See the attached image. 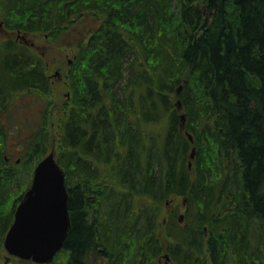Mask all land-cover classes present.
<instances>
[{"label": "trees", "instance_id": "1", "mask_svg": "<svg viewBox=\"0 0 264 264\" xmlns=\"http://www.w3.org/2000/svg\"><path fill=\"white\" fill-rule=\"evenodd\" d=\"M152 1L157 6L148 0H0L11 30L71 40L67 45L78 50L67 75L69 98L55 121L42 56L13 39L0 42V141L7 144L0 145V166L14 171L0 176V201L15 194L12 204L0 207V251L36 165L53 150L66 173L71 230L49 264H164L171 246L178 256L169 254V264H191L184 261L186 250L208 264L204 245L191 240L194 233L203 242L205 225L212 239L214 231L225 235L218 238L216 262L264 264V0H230L234 24L224 3L208 1L206 8L216 10L201 26L197 9L179 6L172 15L173 0ZM90 3L104 15L101 24L91 19ZM177 21L186 36L170 28ZM15 51L29 58L10 56ZM35 94L48 104L43 124L27 130L14 113L23 97ZM12 141L18 147L11 156L20 151L23 160L10 165ZM123 146L127 152L120 155ZM108 154L143 172L140 188L125 192L113 183L108 192L96 189L94 179L112 166ZM226 172L227 187L248 205L232 210L241 227L230 228L231 217L219 216L224 206L213 186ZM172 197L185 200V225L179 209L167 213ZM255 223L263 226L261 234ZM163 235L172 239L168 247ZM107 248L111 253L104 255Z\"/></svg>", "mask_w": 264, "mask_h": 264}, {"label": "bare ground", "instance_id": "2", "mask_svg": "<svg viewBox=\"0 0 264 264\" xmlns=\"http://www.w3.org/2000/svg\"><path fill=\"white\" fill-rule=\"evenodd\" d=\"M121 1L122 2H128V0H121ZM148 1L152 5L155 4L154 6H157L156 3L153 4L152 0H148ZM208 1L210 3L211 0H173V6H175V7L173 8L172 15H178V13H179L178 7L179 6H183L185 8V10H191L192 8H195V9H197V11H200L201 15H202V17H200V19L198 21L199 26L204 25L203 23L205 22V20L208 19L209 17H212V15L214 14L213 10H216L213 7L206 8ZM218 1H219L218 3H224L223 6L225 7L226 12L230 13L229 14V17H231L230 21L233 22V24H234L235 21H236V17L232 14V7H231V10H229L230 6L232 5V1H230V0H218ZM209 3H208V6L210 5ZM90 4H91L90 6L94 5V3H90ZM80 8L83 9L84 6L80 5ZM92 9H93V13H92L91 19H93L94 21H96L99 24H101L105 20L104 15L100 12L101 10L99 11V9L97 8V5H95L94 7L92 6ZM114 12H115V10H114ZM110 13L112 14L113 11L110 12ZM110 13L105 12V14H107V15H110ZM215 14H216V11H215ZM2 19L5 22V26L8 29H11V26L7 23V21L4 19V17H2ZM178 24H180V22H178V21L175 22V23L172 22V23H170V28H172L174 31H177L179 34H182V35L184 34L186 36L187 35L185 33L186 29H184L182 27L180 28L179 27L180 25H178ZM69 26H70L69 24L62 25V31L68 30ZM188 32L190 33V31H188ZM8 40L9 39H7V41ZM133 40L134 39H132L131 42ZM4 41H6V40H4ZM132 43L135 46L138 45L137 41H135V40ZM70 48L76 50V47H70ZM19 50H21V49H19ZM77 51L78 50H76V52ZM24 53L25 54H23V51H15L14 53H11L10 56H14V57L16 56L17 57L19 55L20 56L24 55L26 58H29L28 54L26 52H24ZM37 54H39V53H37ZM32 58H34V57L32 56ZM42 59H43V62H44V70H45V74H46L47 70H48L47 69V65L45 63V59L43 57H42ZM124 84L129 86L128 81H126ZM182 88L183 87L180 86L178 92H180L182 90ZM121 94H122V96H121ZM121 94H120V101L121 100L122 101L126 100L127 95H123L122 91H121ZM176 105H177L178 109H181V104L179 102H177ZM10 106L13 107L14 104H12V102H11ZM13 110H14V108H13ZM1 111H3V110H0V112ZM106 114L108 115L109 113H106ZM7 116H9V114L5 115V117H7ZM1 119H3V117ZM182 120L183 121L181 122V130L184 131V127H185V118H184V116H182ZM103 124L108 126V121L105 120L103 122ZM117 130H119V129H117ZM56 132H57L56 130H54L53 128H50L51 137H54L56 135ZM110 136H112V135H110ZM189 138H190V141L193 143V138H192L191 135H189ZM0 145L1 146H6L7 144L5 145L4 141H0ZM126 149H127V147L123 146L122 148H120L118 153L120 155H124V152L126 151ZM194 149L195 148H193L191 150L190 156L192 155ZM195 151H196V149H195ZM131 152L133 154L134 151L132 150ZM49 154L50 153H48L45 157H47ZM111 155L112 154H108L107 157H109ZM195 156H196V154H195ZM14 157L16 158L15 161H13L12 159H9V160H7V163H9L10 165H13V164H16V163L19 164L23 160V154L20 151L17 152ZM109 158H111V157H109ZM118 158H119L118 160L122 161L124 164L120 165L119 164L120 162L118 163L116 159H112L111 158L110 159V163L112 164V166L110 165L108 168H105L103 174L101 175V178H99V177L95 178L94 181H93L94 184H96V186H97L96 189L100 188L104 192H108V184L112 185L113 183H116L115 185H118V188L121 189L122 191L125 190V192H131L133 189L136 190L137 188H140V183H141V181L143 179V172H141V170L134 169V167L129 165V164L127 165L125 158H123L121 156H118ZM127 159L129 160V158H127ZM193 160L187 162L189 169H191L190 171L193 170L192 169ZM37 165H36V167H37ZM100 165L101 164H99L98 165L99 167H98L97 164H96V169H100ZM36 167H35V169H36ZM90 167L93 168L94 164L90 165ZM4 168H7V169H4ZM4 168H1V166H0V169H2L1 172H0V176L14 174V171L9 169L10 166H6L5 165ZM35 169H34V172H35ZM227 171H229V173L231 174L232 170H227ZM34 172H33V176H34ZM228 176H229V174L227 172L224 173V177L221 176V180L219 182H216L217 184H215L213 186V189H214V191L216 193L215 196L221 199L222 208L224 206V208L220 210L221 213L219 215V216H222V217H225V216L226 217H231V216H233L234 214H233L232 210H233L234 207H235V210H238V209H241V208L243 209V207L245 209H247V206H248L246 201H245V205H243L242 201L239 202V199H238L239 198V191H237L236 188L229 189L227 187L226 183H227V181L229 179ZM30 187H31V185H30ZM113 187H114V184H113ZM67 190H68V188H67ZM27 191H28V189H26L25 193ZM25 193H24V195H25ZM68 193H69V191H68ZM138 193H139V190H138ZM24 195H23V197H24ZM69 195H70V193H69ZM5 197L7 199V202H5L4 198L2 199V201H0L1 202L0 207H2V208L7 206L6 204H8V205L12 204V202L14 201V198H15V194L12 193V192H8V193H6ZM22 200H23V198L20 199V201L18 203V206L21 204ZM251 203H252V206H254L256 208L255 203L252 202V201H251ZM249 211H250V214H253L255 212V209H251ZM14 219H15V217H14ZM13 223H14V220H13L12 224L10 225L9 229L11 228ZM227 223L229 225H231V226H229L230 228L231 227H235V226L236 227H241V226L244 225V224H238V221L236 219H232V217H231V220H229ZM203 227H204V232H205V235L203 236V238H204L203 242L194 233H192L193 236L191 237L192 238L191 240L194 243H199L200 242L199 244L204 245L205 252H206V257H207V263L208 264H234V261L232 259H230V258H227L225 263H222L220 260H219V262H216L215 258H217V256L219 255V243H220V240H221V239L218 240V238L219 237H223L225 235L222 236L221 232H217L216 233L214 231L213 236H215L217 238L216 239H212L211 235H209V227H208V225H205ZM203 227H202V229H203ZM211 227H213L216 231L218 230V228H217L218 225L216 226L215 223L212 224ZM261 227H263V226H261ZM261 227L258 224L255 223L253 228H255L256 233L261 234V232H262L260 230ZM9 229H8V231H9ZM70 230H71V228H70ZM70 230H69V232H70ZM210 234H212V233H210ZM68 235H69V233H68ZM162 237H163V241H164L163 242L164 246L168 247L169 245L172 244V239H169V238L165 237L164 235ZM263 239H264V237H263ZM244 241H245V239H243V243H244ZM175 245H178V244H175ZM171 247L168 248V251H170L169 254L172 255V256H178L177 255L178 248L177 247L171 248ZM212 248L214 249V251H212ZM2 249H5L4 248V242H3V248ZM102 252L104 253V255H109L111 253L110 249H108V248L107 249H103ZM169 254H165V257H164L162 263L169 264V262H171V259L168 256ZM200 256H201V254L198 253V252L186 250L185 251V256H184L185 259L184 258L183 259H184V261H190L191 264H201V262H200L201 257ZM16 259H19V258H16ZM10 260H11V258L8 255L5 256L6 264L7 263L9 264ZM19 260H22V259H19ZM23 262H25L24 264H30L29 262H32L33 264H37V263H35L33 261H23Z\"/></svg>", "mask_w": 264, "mask_h": 264}, {"label": "water", "instance_id": "3", "mask_svg": "<svg viewBox=\"0 0 264 264\" xmlns=\"http://www.w3.org/2000/svg\"><path fill=\"white\" fill-rule=\"evenodd\" d=\"M195 154L194 149L191 159ZM70 228L66 174L50 153L35 169L31 187L5 236L4 248L9 257L48 264L63 248Z\"/></svg>", "mask_w": 264, "mask_h": 264}, {"label": "rangeland", "instance_id": "4", "mask_svg": "<svg viewBox=\"0 0 264 264\" xmlns=\"http://www.w3.org/2000/svg\"><path fill=\"white\" fill-rule=\"evenodd\" d=\"M75 32H77V30H73V33ZM7 39H13L19 44L28 45L36 53H39L45 59V63L48 69L46 75L53 85V93L50 98L51 106L49 110L52 112V120L56 121L58 115H61V113L64 112L63 109L65 107V104L67 103V99L69 98L67 75L73 65V61L75 60V55L77 53L75 49H71L67 45V43H71V40L55 42L49 36H45L44 33L27 34L23 32H18L16 30L8 29L5 26V22L3 21L2 17L0 16V42ZM22 99H24L25 101L22 102L21 111L19 113L16 112V114L14 113L16 121L19 124L24 123L22 124V126L26 127V129H31L32 127L42 125L44 121L43 108L46 107V105L48 104L47 97L44 101L40 97V95L35 94L33 96H26L25 98L23 97ZM52 128L54 130L57 129L55 123L53 124ZM10 144L11 145L9 147V157L13 161H15V155L11 156V154L15 147H18V142L12 141L10 142ZM51 152L54 153L53 150H50L48 153ZM186 207L187 206L183 198L172 197L167 201V213H169V211H171L172 209L176 208L180 210L178 212L179 215H184ZM177 219L179 220L178 217ZM180 224L185 225V219H181ZM7 255L8 254L5 249H1L0 264H6L5 256ZM24 263L25 262H23L22 260L16 258H12L9 261V264Z\"/></svg>", "mask_w": 264, "mask_h": 264}]
</instances>
